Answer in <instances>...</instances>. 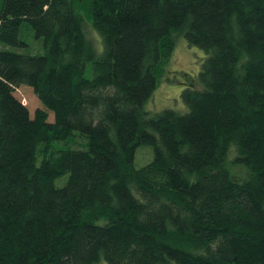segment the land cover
Instances as JSON below:
<instances>
[{"label": "trees", "instance_id": "trees-1", "mask_svg": "<svg viewBox=\"0 0 264 264\" xmlns=\"http://www.w3.org/2000/svg\"><path fill=\"white\" fill-rule=\"evenodd\" d=\"M180 37L207 57L152 114ZM104 262L264 264V0H0V264Z\"/></svg>", "mask_w": 264, "mask_h": 264}, {"label": "rangeland", "instance_id": "rangeland-1", "mask_svg": "<svg viewBox=\"0 0 264 264\" xmlns=\"http://www.w3.org/2000/svg\"><path fill=\"white\" fill-rule=\"evenodd\" d=\"M90 36L96 41L98 48L101 50L100 36L94 32ZM26 42L29 48L24 51L25 53L42 54L44 52L43 46L42 49L40 46L42 42L35 38L33 30L28 35ZM206 57L207 55L202 49L191 46L184 37L178 38L171 59L165 67L164 78L160 80L157 89L146 104L145 109L152 114L160 113L166 109L175 110L180 113L187 112V107L182 101V92L185 89L184 84L187 82L183 74L196 77L201 71ZM168 79L171 81H168ZM173 80H176L177 83L172 82ZM14 95L28 108L32 118H34L37 110H45V107L35 95L33 89L28 86L19 87L15 90ZM47 112L49 116L48 121L54 122V114L50 111ZM58 144L61 145V143ZM61 147L65 148L66 145L62 144ZM153 159L154 151L152 147H140L136 152L135 166L137 168L144 167L151 163ZM236 171L242 173L240 167ZM67 179L68 176L58 179L56 185H64Z\"/></svg>", "mask_w": 264, "mask_h": 264}]
</instances>
